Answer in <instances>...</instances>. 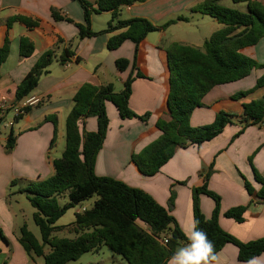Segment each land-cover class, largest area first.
<instances>
[{
	"label": "crops",
	"instance_id": "1",
	"mask_svg": "<svg viewBox=\"0 0 264 264\" xmlns=\"http://www.w3.org/2000/svg\"><path fill=\"white\" fill-rule=\"evenodd\" d=\"M87 1L94 8L97 7V0ZM203 1L148 0L130 7H122L121 20L143 18L157 27L180 17L188 20L150 33L140 45L134 67L137 48L135 43L127 41L117 50H108L109 40L122 31L82 39L77 25L85 24V14L78 2L0 0V48L4 46L6 39L10 40V53L1 66L0 103L4 97L10 103H19L16 98L17 88L35 63L48 51H54L56 56L48 68L49 73L41 77L38 87L31 94L42 97V102L33 107L22 118V124H19L17 144L9 156L11 178H21L27 182L28 187L55 174L53 162L59 159L56 156H62L65 151V126L74 106L73 97L83 84H113L116 90L117 83L124 89L125 83L131 78L132 94L129 105L138 118L124 119L113 104L107 103L110 123L103 148L96 160L97 176L122 181L132 188L150 194L161 206L170 210L183 230L194 217L192 192L204 185L205 175L213 170L208 188L221 197L222 229L242 242L263 239L264 201H258L255 195L251 196L245 183L249 182L256 192L261 189L256 174L264 178V127L246 126L243 115L244 105L264 98V87L238 100L234 99V96L253 90L257 82L264 77V38L257 45L242 49L237 55L241 59H253L261 67L243 80L214 88L205 96L202 107L197 108L191 117L193 127H204L211 125L220 112L231 115L232 123L218 137L200 146L177 148L174 157L155 176L143 175L135 164L138 155L161 137L162 133L156 127L158 120L171 119L168 110L169 48L175 43L202 48L214 32L223 28L214 18L192 11ZM228 1L230 0L221 2V5L246 11V5L235 7L229 5ZM257 1L264 5V0ZM53 9L72 22L56 21L52 16ZM18 16L36 21L39 25L30 29L17 22L9 27L8 20ZM195 18L203 22L208 21L210 27V31L202 37L200 43L190 44L185 40L168 39L172 29L190 25L191 20ZM111 19V13H94L92 30L96 33L106 30ZM22 38H28L34 43L35 51L29 58L21 56ZM65 50H70L75 55L63 64L61 56ZM119 60H128L130 65L120 71L117 67ZM51 116L57 117L58 120L57 138L53 147L51 142L54 137V124L46 120ZM86 129L88 132L97 131V118H89ZM7 139L8 136L0 135V148L3 152L6 151ZM53 148L55 153L52 152ZM173 192L174 206L170 208ZM200 203L204 216L207 219L212 218L214 200L207 195H201ZM247 205L249 208L243 223L225 217L228 210ZM78 212L80 211L75 213V219ZM60 221L62 220H59L56 226L62 228L61 231L70 230L68 226L75 222L74 220L68 224H59ZM139 225L148 230L144 223L139 222ZM4 226L5 220L0 213V228ZM185 245L181 244L177 249ZM46 252H49V249H46ZM218 254L221 264H246L239 261L238 248L232 244L226 245ZM36 258H42L44 261L43 257L29 256L20 242L15 245L7 243L6 240L0 242V264H39Z\"/></svg>",
	"mask_w": 264,
	"mask_h": 264
},
{
	"label": "trees",
	"instance_id": "2",
	"mask_svg": "<svg viewBox=\"0 0 264 264\" xmlns=\"http://www.w3.org/2000/svg\"><path fill=\"white\" fill-rule=\"evenodd\" d=\"M74 1L82 6L85 14V24L77 25L82 39L122 31L109 40L107 47L109 51H114L127 41L135 43L137 48L134 67L140 45L150 33L166 29L179 21H188L187 18L180 17L157 27L143 18L120 19L122 7L148 0H97L96 8L87 0ZM223 1L225 0H204L192 9L193 12L208 15L223 25L221 30L214 32L206 40L202 48L175 43L168 50V110L171 119L158 120L156 127L162 133L161 137L147 146L135 160L139 171L145 176L158 174L174 157L177 148L200 146L218 137L232 123V116L220 112L211 125L193 127L191 117L194 111L202 107L205 96L214 88L243 80L261 67L255 60L241 59L237 55L242 49L255 46L264 38V5L257 0H230L235 4H245L246 11H241L222 6ZM104 12L111 13L112 19L106 30L96 33L92 30V15ZM52 16L56 21L72 22L55 9ZM17 22L30 29L39 25L36 21L18 16L10 18L8 26L11 27ZM34 51V43L28 38H22L21 56L29 58ZM9 53L10 40L6 39L4 46L0 48V77L1 66ZM74 55L72 51L65 50L61 62L65 64ZM55 57L54 51H48L35 63L17 88L16 98L19 102L38 87L41 77L49 73L48 68ZM129 65L128 60L117 61L120 71H124ZM131 86V78L121 92H116L113 84L95 86L85 83L73 97L74 106L66 120L65 151L61 158L53 162L55 174L43 182L30 184L22 191L27 194L36 210L33 219L41 232L40 242L26 226L21 228L19 242L29 256L43 257L45 264H67L106 246L128 264H167L177 247L188 243L170 210L161 206L150 194L132 188L122 181L96 174L97 156L103 148L110 123L107 103L113 104L124 119L138 118L129 105ZM262 87L264 77L253 90L241 92L234 99L246 97ZM30 110L28 109V113ZM89 118H97V131H87L86 122ZM4 120L0 118V124ZM46 120L54 124V137L51 142L53 147L57 138L58 120L55 116ZM243 120L246 126L264 122V98L244 105ZM16 144L17 136L12 129L6 143L7 151L12 152ZM212 171L205 175L204 185L192 192L193 212L194 218L199 221L198 228L208 234V238L215 245L216 253L232 244L238 248L240 262L261 256L264 254V238L242 242L220 226L222 200L208 188ZM256 180L261 185L258 192L247 181L245 187L251 196L255 195L258 201H264V178L256 174ZM66 194L69 202L61 206L59 199ZM95 195L99 199L93 208L78 212L75 222L68 226L77 235L76 238H54L53 234L62 229L56 223L70 209ZM201 195H207L215 202L210 219L202 213ZM174 200L173 192L170 208L174 206ZM248 208L249 205L232 208L225 213V217L243 223ZM139 222L147 225L148 230L143 229ZM0 234L2 235L1 229ZM165 239L168 240L167 244L164 243ZM47 248L49 252H46Z\"/></svg>",
	"mask_w": 264,
	"mask_h": 264
},
{
	"label": "rangeland",
	"instance_id": "3",
	"mask_svg": "<svg viewBox=\"0 0 264 264\" xmlns=\"http://www.w3.org/2000/svg\"><path fill=\"white\" fill-rule=\"evenodd\" d=\"M228 4L235 7L245 6V4H235L230 1H228ZM208 31H210L208 21L203 22L201 19L195 18L194 20H191L190 25H182L181 27H175L172 29L168 35V39L185 40L190 44L200 43L202 37H204ZM122 90L123 88L117 83L115 91L121 92ZM14 118L15 113L13 110H10L6 114L4 122L0 124V135H2V137L9 136L12 129L14 130L15 135L20 133L18 130L20 127L19 124H22L23 119L16 121ZM9 122H13L14 126H7L6 123ZM52 152L55 153L54 148ZM11 153L12 152H8L7 149L3 152L0 148V213L5 220V226L0 228L2 231V235L0 234V242H5L6 240L7 243L12 245L19 244L18 240L20 238V230L23 226H26L27 229L37 238V240L41 242L40 229L33 219V215L36 210L32 207L30 201L28 200L27 194L23 193V190H21L27 187V182L23 181L21 178H11V158L9 157ZM56 157L60 158L61 154ZM98 199L99 197L95 195L91 199L83 202L81 205L70 209L60 219L62 221H60L59 224H68L70 221H74L75 213L77 211H82L84 208H93ZM68 202L69 197L67 194L59 199V204L61 206L66 205ZM76 236L77 235L70 230H60L53 234L54 238L59 239L67 238L73 240ZM123 260L124 259L122 257L114 254L108 247L104 246L100 251L87 253L80 258V261H72L69 264H121L122 262H126ZM36 262L44 264L42 258H36Z\"/></svg>",
	"mask_w": 264,
	"mask_h": 264
},
{
	"label": "clouds",
	"instance_id": "4",
	"mask_svg": "<svg viewBox=\"0 0 264 264\" xmlns=\"http://www.w3.org/2000/svg\"><path fill=\"white\" fill-rule=\"evenodd\" d=\"M198 224L199 221L193 217L187 226L183 227L188 243L177 249L167 264H221L214 243L203 229L198 228ZM246 264H264V256L252 257Z\"/></svg>",
	"mask_w": 264,
	"mask_h": 264
},
{
	"label": "built area",
	"instance_id": "5",
	"mask_svg": "<svg viewBox=\"0 0 264 264\" xmlns=\"http://www.w3.org/2000/svg\"><path fill=\"white\" fill-rule=\"evenodd\" d=\"M41 102H42V97L32 96V95L28 96L27 98L16 104L10 103V101L6 97H4L0 103V118L5 119L6 114L10 110H13L15 113L14 119L17 120V118L27 115L28 109H32L33 107L38 106ZM6 125L13 127L14 123L9 122L6 123ZM260 125L264 127V122ZM84 210L85 209H83V211ZM164 243L167 244L168 240L165 239Z\"/></svg>",
	"mask_w": 264,
	"mask_h": 264
}]
</instances>
